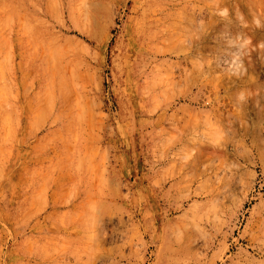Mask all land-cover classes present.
<instances>
[{"label":"rangeland","instance_id":"374dc122","mask_svg":"<svg viewBox=\"0 0 264 264\" xmlns=\"http://www.w3.org/2000/svg\"><path fill=\"white\" fill-rule=\"evenodd\" d=\"M0 264H264V0H0Z\"/></svg>","mask_w":264,"mask_h":264},{"label":"bare ground","instance_id":"6f19581e","mask_svg":"<svg viewBox=\"0 0 264 264\" xmlns=\"http://www.w3.org/2000/svg\"><path fill=\"white\" fill-rule=\"evenodd\" d=\"M224 38V37H223ZM200 66V65H199ZM218 75V74H217ZM228 77V76H227ZM251 77V76H250ZM254 78V77H253ZM217 79V78H216ZM221 82V81H220ZM238 88V87H237ZM257 96V95H256ZM237 98V97H236ZM238 100V99H237ZM242 102V101H241ZM255 104V103H254ZM239 106V105H238ZM193 116H195L194 114H193ZM196 117V116H195Z\"/></svg>","mask_w":264,"mask_h":264}]
</instances>
